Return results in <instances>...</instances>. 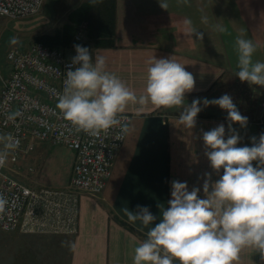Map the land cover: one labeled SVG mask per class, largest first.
<instances>
[{
	"label": "crops",
	"instance_id": "obj_1",
	"mask_svg": "<svg viewBox=\"0 0 264 264\" xmlns=\"http://www.w3.org/2000/svg\"><path fill=\"white\" fill-rule=\"evenodd\" d=\"M83 2L78 1L70 11ZM161 3H166L167 8ZM185 21H190L191 28L202 38L190 34ZM216 25L226 31L219 32ZM238 36L251 39L256 45L253 61L264 62V0H116L114 45L96 46L85 37L84 47L93 59L103 57L106 70L137 96L146 86L149 59H175L196 81L194 90L185 94L186 103L230 95L241 115L248 118L244 128L232 124L241 138L237 146L251 147L252 138L258 142L264 133V127L256 122L263 108L264 87L242 82L235 75ZM201 107L196 126L190 130L179 123L178 107L156 108L149 104L141 110L139 105L130 104L126 108L124 113L133 119L112 176L101 195L80 196L78 232L70 239L67 264H133L134 248L159 222L160 209L166 208L171 199L173 180L187 182L189 191L200 188L199 196L204 198L205 173L214 183L223 170L217 174L211 168L202 134L224 124L227 138L229 121L227 112L219 106ZM64 147L37 141L25 164L38 171L46 170L51 163L59 164L60 181L55 186H66L75 153ZM253 166H257L256 161ZM28 179L35 184L30 186L42 185L39 180ZM137 205L148 207L157 220L147 227L140 221L129 222L122 209L136 211ZM238 264H264V260L255 250L245 249Z\"/></svg>",
	"mask_w": 264,
	"mask_h": 264
},
{
	"label": "clouds",
	"instance_id": "obj_2",
	"mask_svg": "<svg viewBox=\"0 0 264 264\" xmlns=\"http://www.w3.org/2000/svg\"><path fill=\"white\" fill-rule=\"evenodd\" d=\"M163 8L167 4L161 3ZM206 22V20H205ZM187 31L202 34L185 21ZM223 33L226 29L215 26ZM236 76L250 85L264 87V62L253 61L256 45L251 39L238 36ZM72 67L66 70L63 91L58 96L57 109L63 119L91 136L120 125L119 114L132 105L142 110L151 104L156 108L181 109L179 123L186 129L196 126L198 113L210 105L227 112L228 135L224 124L204 131L202 139L205 155L217 174H223L210 183L205 173L204 198L200 188L189 191L187 182H171V199L160 209L159 222L148 207L137 205L136 211L122 209L131 223L140 221L150 227L146 239L134 248L133 264H238L240 253L252 249L264 260V133L252 138V146L237 145L240 136L232 128L236 123L244 128L248 118L241 115L230 95L219 98L194 99L186 103L185 94L195 88L192 73L173 58L148 60L146 86L137 96L115 74L106 70L105 59H93L87 47L75 45ZM127 131L126 128L123 129ZM18 147L12 134L0 135V167ZM253 161L257 166H253ZM5 201L0 199V210Z\"/></svg>",
	"mask_w": 264,
	"mask_h": 264
},
{
	"label": "built area",
	"instance_id": "obj_3",
	"mask_svg": "<svg viewBox=\"0 0 264 264\" xmlns=\"http://www.w3.org/2000/svg\"><path fill=\"white\" fill-rule=\"evenodd\" d=\"M45 1L0 0V15L12 19L33 16ZM84 37L81 30L76 39ZM7 60L11 71L1 77L0 133L12 134L18 147L0 167V199L5 201L0 210V231L75 235L80 196H98L104 191L133 116L119 114L120 125L98 137L91 136L65 121L56 107L66 70L72 67L67 49L35 41L28 47H11ZM261 105L256 122L264 127V100ZM37 141L74 151L69 184L33 187L12 174L19 172L20 161L34 150Z\"/></svg>",
	"mask_w": 264,
	"mask_h": 264
},
{
	"label": "rangeland",
	"instance_id": "obj_4",
	"mask_svg": "<svg viewBox=\"0 0 264 264\" xmlns=\"http://www.w3.org/2000/svg\"><path fill=\"white\" fill-rule=\"evenodd\" d=\"M78 1L80 0H46L38 14L25 18L12 19L0 15V88L1 77H6L11 71V64L7 60L8 50L13 46L28 47L36 41L37 36L44 32L51 33L61 27L68 20L70 10ZM67 50L69 57L73 58L76 55L75 47ZM28 156L30 154L25 155L20 161L19 172L12 174L30 185L35 184L28 178L41 181V187L51 185L56 187L60 181V178H57L60 165L51 163L46 170L44 168L43 171H38L37 167L36 170H30L25 164ZM75 235L0 231V264H67L71 248L70 239Z\"/></svg>",
	"mask_w": 264,
	"mask_h": 264
},
{
	"label": "trees",
	"instance_id": "obj_5",
	"mask_svg": "<svg viewBox=\"0 0 264 264\" xmlns=\"http://www.w3.org/2000/svg\"><path fill=\"white\" fill-rule=\"evenodd\" d=\"M84 26V27H83ZM83 30L87 40L96 46H112L116 33V0H86L68 14V20L51 33L41 34L36 41L62 49L75 45L85 46L86 41L77 40Z\"/></svg>",
	"mask_w": 264,
	"mask_h": 264
}]
</instances>
